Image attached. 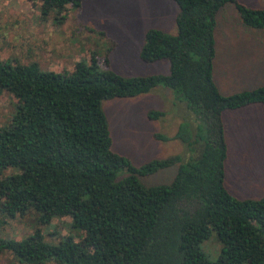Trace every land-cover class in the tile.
Here are the masks:
<instances>
[{"label":"trees","instance_id":"trees-1","mask_svg":"<svg viewBox=\"0 0 264 264\" xmlns=\"http://www.w3.org/2000/svg\"><path fill=\"white\" fill-rule=\"evenodd\" d=\"M28 1L45 17L82 0ZM171 1L175 35L149 28L138 53L145 64L166 62L165 74L125 77L100 70L93 57L57 73L0 62V94L15 101L0 125V218L32 215L42 225L69 218L79 233L56 244L39 229L1 240L0 250L19 264H264V196L238 199L226 190L221 123L225 111L264 105V86L224 96L212 78L217 12L232 4L243 26L262 29L264 9L236 0ZM157 86L174 96L182 122L173 138L182 149L135 167L111 150L101 106ZM171 166L169 184L140 183ZM211 234L220 244L214 260L200 249Z\"/></svg>","mask_w":264,"mask_h":264},{"label":"rangeland","instance_id":"rangeland-1","mask_svg":"<svg viewBox=\"0 0 264 264\" xmlns=\"http://www.w3.org/2000/svg\"><path fill=\"white\" fill-rule=\"evenodd\" d=\"M236 1L248 8L264 9V0ZM153 13L158 14L161 23H149ZM175 13L171 0H82L78 8L69 7L61 19L64 14L56 11L42 17L38 2L0 0V62L36 63L43 71L57 73L68 71L76 62L88 63L93 57L100 70L125 77L165 74L166 62L145 64L138 53L143 34L149 29L147 24L175 35ZM214 23V78L220 92L230 95L264 85V28L243 26L232 4L217 12ZM251 75L256 80L255 87H250L252 81L245 78ZM173 100L169 89L157 86L134 98L103 102L111 150L135 167L179 154L182 145L173 136L182 121ZM14 103L7 92L0 94V125L8 122ZM150 111L162 112L164 116L149 119ZM228 113L221 116H231L229 120L223 118L228 127L224 140V184L238 199H260L264 196V105H249ZM175 172L176 166H171L139 177V181L147 187L167 185ZM35 229L49 244L79 234L69 218L53 217L42 225L27 215L4 221L0 218V241L20 239ZM219 248L214 234L200 245L209 260L217 257ZM0 264L19 263L0 250Z\"/></svg>","mask_w":264,"mask_h":264},{"label":"crops","instance_id":"crops-1","mask_svg":"<svg viewBox=\"0 0 264 264\" xmlns=\"http://www.w3.org/2000/svg\"><path fill=\"white\" fill-rule=\"evenodd\" d=\"M174 15V14H173ZM142 17H144V15L142 16ZM158 14L157 13H153V16L151 17V18H149L150 20H151V22H149V23H157V24H159V23H161L160 21L161 20H159L158 19ZM173 18V17H172ZM174 19V18H173ZM146 20H148V19H146ZM174 23V22H173ZM155 27H156V25H155ZM147 28H150V26H149V24H147ZM156 28H159V29H161V27H156ZM163 29V28H162ZM215 55H216V48H215ZM215 55H214V58H213V67H212V78H213V81H214V83H215V85H216V87H217V89H218V91L220 92V90H219V88H218V85H217V83H216V80H215V78H214V69H215V64H214V59H215ZM247 80H249V81H252V83L250 84V87H255L254 86V84H255V79H253L252 78V75L249 77V76H247V77H245ZM261 86H264V85H260V86H258V87H261ZM258 87H256V88H258ZM253 89H255V88H253ZM245 90H247V89H245ZM245 90H241V91H245ZM248 90H252L251 88H248ZM241 91H239V92H241ZM221 93V92H220ZM237 93V92H236ZM222 95H224V96H227V95H229V94H224V93H221ZM231 95V94H230ZM256 105V104H255ZM258 105H260V104H258ZM260 106H263V105H260ZM233 111H235V110H233ZM233 111H225V112H223L222 113V115L221 116H224V114L226 113V112H229L228 114H233ZM232 112V113H231ZM223 118H224V120H229L230 118H231V116L230 117H221V122H222V124H223V127H225V130L223 131V136H224V140H225V138H227L228 137V135H227V128L228 127H226L225 125H224V122H223ZM225 185V184H224ZM225 188H226V190L228 191V189H227V186H225ZM229 192V191H228Z\"/></svg>","mask_w":264,"mask_h":264}]
</instances>
